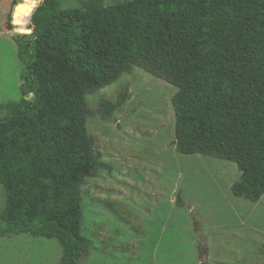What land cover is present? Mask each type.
Returning <instances> with one entry per match:
<instances>
[{
	"label": "trees",
	"instance_id": "1",
	"mask_svg": "<svg viewBox=\"0 0 264 264\" xmlns=\"http://www.w3.org/2000/svg\"><path fill=\"white\" fill-rule=\"evenodd\" d=\"M38 2L21 0L8 20L23 82L20 100L0 105V238L56 239L61 264L90 254L81 187L105 166L87 131V96L133 67L176 88V151L234 163L232 195L262 198L264 0ZM25 4L30 12H18ZM126 97L102 101L101 116Z\"/></svg>",
	"mask_w": 264,
	"mask_h": 264
},
{
	"label": "rangeland",
	"instance_id": "2",
	"mask_svg": "<svg viewBox=\"0 0 264 264\" xmlns=\"http://www.w3.org/2000/svg\"><path fill=\"white\" fill-rule=\"evenodd\" d=\"M13 2L0 0V105L21 98L22 65L13 40L19 33L12 21L8 27ZM125 90L123 106L110 119L102 117L100 103L115 102ZM175 93L133 67L87 96V131L105 167L81 187L82 235L91 251L80 264H264V195L256 203L236 198L234 163L176 151ZM4 205L0 186V213ZM61 257L56 239L0 238V264H61Z\"/></svg>",
	"mask_w": 264,
	"mask_h": 264
},
{
	"label": "snow or ice",
	"instance_id": "3",
	"mask_svg": "<svg viewBox=\"0 0 264 264\" xmlns=\"http://www.w3.org/2000/svg\"><path fill=\"white\" fill-rule=\"evenodd\" d=\"M17 11L18 12H24V11H29L30 12V9L27 7V5H23V6H17Z\"/></svg>",
	"mask_w": 264,
	"mask_h": 264
},
{
	"label": "water",
	"instance_id": "4",
	"mask_svg": "<svg viewBox=\"0 0 264 264\" xmlns=\"http://www.w3.org/2000/svg\"><path fill=\"white\" fill-rule=\"evenodd\" d=\"M21 0H17L16 2H15V5H17L19 2H20ZM33 12V11H32ZM32 31H30L29 33H24L23 35H27V34H30ZM31 98L33 97V96H30ZM176 144V142L174 141V143H173V145H175Z\"/></svg>",
	"mask_w": 264,
	"mask_h": 264
},
{
	"label": "crops",
	"instance_id": "5",
	"mask_svg": "<svg viewBox=\"0 0 264 264\" xmlns=\"http://www.w3.org/2000/svg\"><path fill=\"white\" fill-rule=\"evenodd\" d=\"M14 5H15V3L13 2V4H12V8L14 7Z\"/></svg>",
	"mask_w": 264,
	"mask_h": 264
},
{
	"label": "bare ground",
	"instance_id": "6",
	"mask_svg": "<svg viewBox=\"0 0 264 264\" xmlns=\"http://www.w3.org/2000/svg\"><path fill=\"white\" fill-rule=\"evenodd\" d=\"M36 2H34V4H35Z\"/></svg>",
	"mask_w": 264,
	"mask_h": 264
}]
</instances>
